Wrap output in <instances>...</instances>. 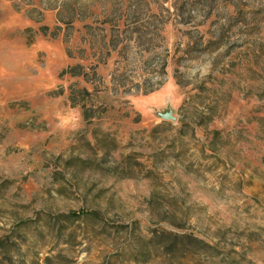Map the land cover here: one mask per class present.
<instances>
[{"label": "rangeland", "instance_id": "374dc122", "mask_svg": "<svg viewBox=\"0 0 264 264\" xmlns=\"http://www.w3.org/2000/svg\"><path fill=\"white\" fill-rule=\"evenodd\" d=\"M0 264H264V0H0Z\"/></svg>", "mask_w": 264, "mask_h": 264}]
</instances>
